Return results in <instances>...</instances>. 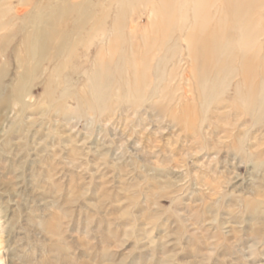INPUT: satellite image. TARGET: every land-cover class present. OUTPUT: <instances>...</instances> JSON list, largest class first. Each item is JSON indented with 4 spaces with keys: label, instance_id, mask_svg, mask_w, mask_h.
I'll use <instances>...</instances> for the list:
<instances>
[{
    "label": "rangeland",
    "instance_id": "1",
    "mask_svg": "<svg viewBox=\"0 0 264 264\" xmlns=\"http://www.w3.org/2000/svg\"><path fill=\"white\" fill-rule=\"evenodd\" d=\"M0 264H264V0H0Z\"/></svg>",
    "mask_w": 264,
    "mask_h": 264
},
{
    "label": "bare ground",
    "instance_id": "2",
    "mask_svg": "<svg viewBox=\"0 0 264 264\" xmlns=\"http://www.w3.org/2000/svg\"><path fill=\"white\" fill-rule=\"evenodd\" d=\"M28 45H27V48H28V51L31 53V58L33 59V54H34V52H35V48H36V46H35V44H34V42L32 41V39H28ZM34 56H35V54H34Z\"/></svg>",
    "mask_w": 264,
    "mask_h": 264
}]
</instances>
